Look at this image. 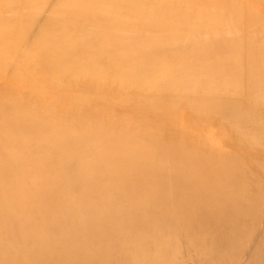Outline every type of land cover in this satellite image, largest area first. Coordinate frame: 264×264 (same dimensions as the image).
<instances>
[{
  "label": "bare ground",
  "instance_id": "1",
  "mask_svg": "<svg viewBox=\"0 0 264 264\" xmlns=\"http://www.w3.org/2000/svg\"><path fill=\"white\" fill-rule=\"evenodd\" d=\"M0 264H264V0H0Z\"/></svg>",
  "mask_w": 264,
  "mask_h": 264
}]
</instances>
